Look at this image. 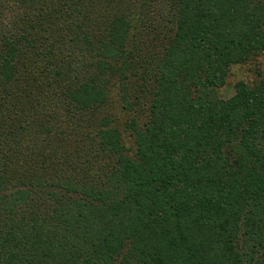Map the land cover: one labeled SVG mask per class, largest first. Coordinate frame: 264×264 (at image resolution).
<instances>
[{
  "label": "trees",
  "instance_id": "obj_1",
  "mask_svg": "<svg viewBox=\"0 0 264 264\" xmlns=\"http://www.w3.org/2000/svg\"><path fill=\"white\" fill-rule=\"evenodd\" d=\"M0 264H264V0H0Z\"/></svg>",
  "mask_w": 264,
  "mask_h": 264
},
{
  "label": "rangeland",
  "instance_id": "obj_2",
  "mask_svg": "<svg viewBox=\"0 0 264 264\" xmlns=\"http://www.w3.org/2000/svg\"><path fill=\"white\" fill-rule=\"evenodd\" d=\"M160 24H163L165 28L162 29V32L165 33L166 27H167V20L162 19V22H159ZM168 28V27H167ZM261 59L251 62L250 64L246 66H236L233 67L230 73V76L228 78L227 85L219 90V95L222 98H230L235 93V85L237 82L241 80H248L250 78L256 77V73L259 69H262L263 66L261 63ZM129 116H124V118L120 119L121 122H124ZM120 122V123H121Z\"/></svg>",
  "mask_w": 264,
  "mask_h": 264
}]
</instances>
